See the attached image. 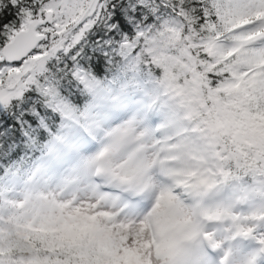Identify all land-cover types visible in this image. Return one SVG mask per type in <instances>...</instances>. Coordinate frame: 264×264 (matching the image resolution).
<instances>
[{
	"label": "snow or ice",
	"instance_id": "obj_1",
	"mask_svg": "<svg viewBox=\"0 0 264 264\" xmlns=\"http://www.w3.org/2000/svg\"><path fill=\"white\" fill-rule=\"evenodd\" d=\"M0 264H264V0H0Z\"/></svg>",
	"mask_w": 264,
	"mask_h": 264
}]
</instances>
